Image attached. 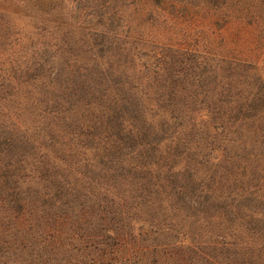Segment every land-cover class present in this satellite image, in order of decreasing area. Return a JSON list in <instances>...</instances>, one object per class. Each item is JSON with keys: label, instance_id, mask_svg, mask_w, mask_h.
I'll use <instances>...</instances> for the list:
<instances>
[{"label": "trees", "instance_id": "obj_1", "mask_svg": "<svg viewBox=\"0 0 264 264\" xmlns=\"http://www.w3.org/2000/svg\"><path fill=\"white\" fill-rule=\"evenodd\" d=\"M60 2L0 11V264H264V0Z\"/></svg>", "mask_w": 264, "mask_h": 264}, {"label": "rangeland", "instance_id": "obj_2", "mask_svg": "<svg viewBox=\"0 0 264 264\" xmlns=\"http://www.w3.org/2000/svg\"><path fill=\"white\" fill-rule=\"evenodd\" d=\"M60 1H62L65 8L66 6L71 5V2H72V0H0V4L2 3L1 4L2 7L0 6V9H1L0 11L6 12L7 15L12 14L14 17L16 16L18 18H23L26 16L29 17V16H32V14L35 16L36 14H38V15H41L45 20H51L53 16L51 14L55 13V11L59 9V7L61 6ZM257 1L259 2L260 0H257ZM263 6L261 8H256V10L257 11L264 10ZM64 7L61 12H64ZM202 12L203 14L212 13L208 8H204ZM186 17L188 18L190 22L191 31L198 32V34L199 32H202L203 35H206V33L213 34V37H214V35L219 33L218 30L223 25V22L221 21L223 19H220V20H217L218 25H213L211 27L206 26L202 18V14L194 13L193 11H190V14H188ZM214 18L216 19V17H213V19ZM2 21H6L5 18H2ZM208 24H211V23H208ZM90 25L78 23L76 26L84 27L85 29H83V34H85V37H87L88 36L87 34H90L87 31L89 28H91ZM80 36L81 35H79L77 38L78 41H80ZM246 38L247 37H244L242 33L240 34L238 38L233 39L232 43L229 44L231 46V53L228 54L229 57L236 59L241 56V53L236 50H238V48L239 50H241V48L243 47L242 44H244ZM6 44L7 45L9 44L10 46L13 44V42L6 43ZM3 46L4 45H2V47ZM204 46H205L204 42L200 41V47L198 50H201V51L205 50V52H207L208 54L215 55V56L222 54V51L223 53L225 52V49L219 48L216 44L210 47H207V48H205ZM3 48L4 49L1 51L5 50V46ZM234 49L235 51L233 52L232 50ZM82 53L83 51L81 49V52L77 54V56H83ZM11 55H14L13 50L8 49L7 52L3 55L2 59L5 60L7 56H11Z\"/></svg>", "mask_w": 264, "mask_h": 264}]
</instances>
